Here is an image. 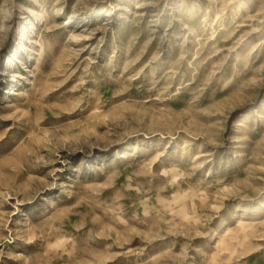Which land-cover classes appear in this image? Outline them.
I'll return each mask as SVG.
<instances>
[{
    "label": "rangeland",
    "instance_id": "1",
    "mask_svg": "<svg viewBox=\"0 0 264 264\" xmlns=\"http://www.w3.org/2000/svg\"><path fill=\"white\" fill-rule=\"evenodd\" d=\"M0 264H264V0H0Z\"/></svg>",
    "mask_w": 264,
    "mask_h": 264
}]
</instances>
